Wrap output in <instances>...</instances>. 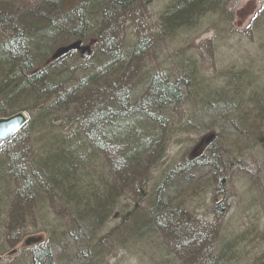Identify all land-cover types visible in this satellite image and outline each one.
Wrapping results in <instances>:
<instances>
[{
  "label": "rangeland",
  "instance_id": "374dc122",
  "mask_svg": "<svg viewBox=\"0 0 264 264\" xmlns=\"http://www.w3.org/2000/svg\"><path fill=\"white\" fill-rule=\"evenodd\" d=\"M3 1L14 7L25 6L24 11L30 12L34 7H42L40 3L43 0ZM56 1L60 11H53L56 14L48 16L49 28L53 23L55 28L66 33L71 26L73 31V25L65 21L66 15L70 14L74 19V12L81 14L84 29L91 28L88 37L102 31L108 39L107 48L103 40L94 50L99 62L104 60L103 55L107 52H112L114 57L110 59L117 62L116 54H121L119 58L131 54L136 41L142 40L134 59L126 58V62H132L131 65L119 75L124 80L121 76L128 74L125 86L141 83L138 96L144 93L143 88L153 78L170 85L179 83L182 98L179 104L169 106L171 111L174 107L172 119L176 133L169 138L161 156L158 154L164 143L162 139L160 142L155 140L151 148L143 153V156L153 157L152 163L146 167L147 173H141L134 183L121 186L118 191L128 196L129 208L137 209L136 216L151 219L146 212V207L151 205L150 200L146 201L149 195L156 197L153 204L157 205L159 212L170 211L166 216L168 220L162 226L155 231L145 230L147 234L141 233L136 237L130 233L132 220L127 221L124 229L120 227L119 220L110 216L104 227L92 230L90 235L85 232L77 234L79 239L88 236L85 244L93 246L87 249L83 244L82 250L76 245L77 239L74 245L70 238L60 239V228L68 237L74 235L68 232L70 226L67 225L66 208L50 209L45 219L47 227L41 224L38 229L43 232L30 231L27 223L21 227L11 225L8 213L7 219L0 216V226L5 224L0 228V264H29V252L33 248L21 250L20 244L33 235H44L41 248L52 242L53 264H190L188 261L193 262L192 256H195L193 250L197 249L196 242L190 239L192 237L202 239L215 254L217 259L214 264H264V128L254 129L255 134L251 133L252 114H256L259 121L264 112V0L221 2L216 12L209 13L198 23L168 34L163 31L161 14L174 0H144L145 4L136 1L141 4L140 8L129 13H125V9H116L111 14L115 23L111 24L113 33L110 36L101 23L90 24L96 15L90 10V5H83L84 0ZM97 6L101 10L103 4ZM44 26L41 25L43 29ZM53 43L50 37L47 45H40L48 48L50 53L54 49ZM87 66L89 62L74 65L72 58H68L60 63V70L74 71L78 74L77 79H81L83 74L80 71ZM235 77L241 79L235 81ZM228 84L239 89L243 86L248 88V92L243 90L245 96L240 98V102L234 100L233 108L230 107L232 110L218 114L216 109H209L208 106L213 93L227 89ZM23 100L26 101L21 104L22 108H26L28 100ZM202 101L206 106L202 105ZM21 105L17 103L6 111L16 112L19 110L17 106ZM251 106H261L263 111L256 109L254 113L250 112L248 118L245 110ZM176 121L181 122L180 125ZM239 124L245 127L241 128ZM210 131L216 133L218 139L199 162H216L217 165L218 161H222V169L215 165L188 169V154L196 142ZM212 152L216 153L209 155ZM195 154L197 158L201 152ZM108 157L113 162L117 155L112 153ZM3 158L5 150L0 151V161ZM143 161L147 162V159ZM103 163L106 167L103 174L112 183L110 177L116 176L123 167H113L105 159ZM101 179L98 177L95 180L97 186L102 185ZM8 231L12 233L11 239ZM129 234L133 240L128 242L126 236ZM107 236H111L108 244L113 242V248L110 251L111 245L97 248L95 245L99 240ZM174 242L177 245L173 250L171 246ZM213 242L214 246H210ZM54 245L60 248L54 249ZM13 249L17 250V254L9 256ZM77 253L80 255L76 256Z\"/></svg>",
  "mask_w": 264,
  "mask_h": 264
},
{
  "label": "trees",
  "instance_id": "16d2710c",
  "mask_svg": "<svg viewBox=\"0 0 264 264\" xmlns=\"http://www.w3.org/2000/svg\"><path fill=\"white\" fill-rule=\"evenodd\" d=\"M136 1L145 4L144 0H135V2ZM227 1L228 0H174L161 14L163 31L168 34L173 30L178 32L182 29H188L194 23H198L199 20L201 21L203 17L207 16L209 13L216 12L221 2L225 4ZM40 4L42 7L37 6V8H33L31 12L19 13L14 12L10 5L3 3V6L7 7L20 23L27 22L31 25V29H27L25 33L23 32L16 37L10 29H5L6 25L2 22L5 21V18H0V93H2L0 98H6L7 100H16V98H19L22 101L19 105H23L26 101L23 99L26 98L28 100L26 102L28 106L26 108H22V105L17 106L19 107L18 111L37 110V115L33 120V124L32 122H28L26 128L19 135L18 141L8 143L6 145L8 148L5 149L4 147V149L5 153L12 148L14 152H18L20 149H23V146L14 147L28 137V139H34L32 147L38 151V154L39 152L44 153L50 149L55 150L57 154L56 157L50 159L43 158L41 155L40 157L37 155L33 156L28 162H22V166L18 167L16 173L9 168L6 158L0 161V209L2 211L0 212V216H5L4 219H7L6 216L9 213L12 222L11 225L14 224L17 227H21L22 224L27 223L30 231H38L41 224L47 227L48 224H45V219H47L48 214H50L49 211L51 208H58L59 206L60 208L64 207V209L66 208L68 216L66 219L70 226L68 232L70 235L72 233H74V235L68 237L66 232L62 231L63 229L60 228L58 230V232L61 233L60 239L68 240L70 238L69 241L72 245L75 244V240L77 239L76 245L79 246V250L83 249L81 247L83 244L88 247L87 249H90L93 248V246L85 244L87 243L85 239L89 237L86 236L79 239L78 235L83 232L90 235L92 230L96 231L102 225L104 227V223L109 219L115 207L118 206L117 202L110 203V201L117 193H120L118 192L120 191V187L131 185L134 183V179L142 175L141 173H147L146 167L148 164L152 163L153 157L143 156V153L151 148L155 140L160 142L162 139L164 145L160 148L158 156L163 154L169 138L176 133L175 123L172 119L174 107L171 111L169 110V106L179 104L182 97L179 92V83L170 85L166 81L151 79L148 86L143 88L144 93L136 100L133 94L129 95L128 86L124 85L126 84L125 81L127 80L126 77L128 74L125 73L121 76L125 78L124 80H121L119 75L121 72L126 71L128 65L130 66L132 63L130 61L126 62V58L132 61L133 56L140 51V47H135L131 54L127 53V51V56L124 55L122 58H119L121 55L120 53L116 54L118 57L117 62H115L114 59H110V57H114V55L108 53L104 54V60L99 62L95 57L94 49L102 44L103 40L106 41L105 45L108 43V39L106 36L102 35V31H97L95 35L88 37L87 33L91 31V28L84 29L81 23L83 18L78 12H74V19L70 14L66 15V23L74 27L73 31L71 30L72 26L70 27L69 32L71 33H66L65 31L55 28L53 23L49 28L50 20H48V16L50 13L52 15L56 14L52 13L53 11H58L57 13H59L60 8L56 6V4L59 5V3L56 0H43ZM102 4L101 13L95 14L98 18L106 17V14H110V12L116 9H124L127 5L124 0H84L83 2L84 6L90 5V7L96 8H99L97 5L101 6ZM92 23L96 25L101 23L102 27L105 28L104 31H106L109 36L113 33V29L107 27L104 21L93 18L92 21H90V24ZM41 25L42 27L45 25L44 29ZM50 37H52V41H54V49L64 46L76 39L87 42L93 39L96 40L97 43L94 46L90 58L85 62L81 61L76 54L73 56L66 55L56 62H48L51 52L49 53L47 50L48 48L41 47L40 44L47 45ZM68 58H72L74 65L89 62V66L80 71L83 74L81 79H77L78 74L74 71L60 70V63ZM118 63L119 65H117ZM45 78L49 80V84L42 83ZM234 79L235 81H239L241 77L238 79L235 77ZM117 82H119V84H117ZM119 85H122V87ZM133 85L136 86V84ZM47 86L52 90L51 95L45 91L48 88ZM28 89H32L33 93ZM228 90L229 93L227 97H225V92ZM243 90H247L248 92V88L241 86L239 89L235 85L228 84L227 89L213 93L214 95L210 100L208 108L216 109L218 114L224 110H232L231 108H233L232 103H234V100L238 99L240 102V98L245 96ZM45 93H48L53 100L56 99L55 102L57 103L54 104L55 107L53 109L74 108L78 104L75 111L76 115L74 122H76V124L80 122L81 126L77 131L82 130L84 126L86 129V125H88L89 131L93 137H97L96 140L100 137L105 142L95 141V143L92 144L90 140L83 141L82 137L68 139L61 136L62 129L60 128H65L68 131H76V128H74L73 122H71V124L66 123V127H68L66 128L62 127V124L65 123L59 124V122L54 120H52V122L47 121L49 116L54 115V110L47 106L49 102L45 99ZM39 94L45 96H43V98L41 97V99L36 98V95L38 96ZM50 102H52V100ZM202 105L206 106L204 101H202ZM256 109L263 111L261 106H251V108L245 110L246 112L249 111L246 115L249 117L250 112L254 113ZM12 111L14 110L6 111L5 109L0 113V118H5L14 114L15 112ZM46 113L48 115H46ZM91 116H95L93 121L89 120ZM253 116L256 117V114H253ZM139 117H142L143 120L141 121ZM163 118L166 123L163 122ZM179 120L181 121L180 118ZM254 121H256V119H254ZM176 123L180 125L181 122L179 123V121H176ZM256 123L259 124L256 128L257 130L264 128V112L261 114L259 122ZM239 125L241 128L245 127L244 124ZM184 127H187V123H185ZM210 132L214 133L213 131ZM251 133L255 134L254 130H251ZM217 139L218 137L215 133V140L206 148L205 154L214 146ZM120 140L124 142L118 144L117 142H121ZM106 143L119 145V148L122 149L121 153L123 154L121 158L123 161H121V163L124 164V166H122L123 170L116 176L110 177L114 179L118 177L117 180H114L115 182L109 183V177L104 175L102 176L103 179H101L102 185L97 186L96 181L92 183L93 180H91L87 172H82V169L83 166H86L85 164L89 165V163L96 162L94 158L101 153L100 151ZM80 151L86 152L85 158L82 157L86 163L77 168L81 163L80 161L83 160L77 159H80L78 155ZM223 152H220L221 155H223ZM25 153L20 156L25 155ZM214 153L216 152L209 153V155ZM29 154L31 156L34 155L30 151ZM20 156L16 155V157ZM204 157L206 156L201 157V159L198 158L197 160L188 161L189 159L187 156L188 160L186 161L188 169H193L201 165H208L209 167L215 165V167L219 166L222 169V161H218L217 165L216 162H209L207 164L199 162ZM145 158L147 162L143 161ZM54 166H57V169L53 171L56 175L53 172H51L52 174L47 173V170H51ZM212 168L215 169L214 167ZM5 173L6 176L4 175ZM82 178L89 182V186L90 184L94 186L95 191L93 194L89 186V188H87L82 184ZM80 185L85 188H82ZM96 194L99 196H96ZM82 200L83 203H81ZM79 205L82 206L78 208ZM70 206H72V209ZM156 206L157 205L153 203L150 205L152 210L153 208L159 210ZM129 211V215L123 217L122 221H120L121 228L124 227V229H126L127 221L131 220L130 215H132V213L131 210ZM168 212L163 213L158 211L155 214L152 211L153 214L159 216L148 220L147 224L151 231H155L154 229L162 226L164 221L168 220L166 217L169 214ZM10 220L8 219L9 222ZM4 225L5 224H2L0 228ZM133 227H135V225H133ZM43 230L45 231L44 228ZM11 231H8V233L11 234ZM122 235H124V233H122ZM108 238L110 239L111 236L102 238L95 246L100 248L103 245H111L110 251L113 248V242L109 245ZM126 238L128 242L133 240L130 234L126 236ZM81 240L84 242H81ZM192 241L196 242L195 248H197L193 250V255L195 256H192V264H214L217 258L215 254L211 253L210 248L207 247V245L205 246V242L200 238ZM51 243L52 242L45 246V248L39 246L30 251L29 264H53L54 260L51 251L53 245ZM176 245L177 243L175 244V242L172 244L171 247H173V250L176 248ZM209 245L214 246V242ZM56 248L59 249V245H54V249ZM75 255L78 256L80 254L77 253ZM75 255L74 257L78 258Z\"/></svg>",
  "mask_w": 264,
  "mask_h": 264
},
{
  "label": "bare ground",
  "instance_id": "6f19581e",
  "mask_svg": "<svg viewBox=\"0 0 264 264\" xmlns=\"http://www.w3.org/2000/svg\"><path fill=\"white\" fill-rule=\"evenodd\" d=\"M124 2H125V4H127L126 5V7H124V9H125V13H129V11H131V10H136V9H138V8H140L141 7V4L140 3H137V2H135V0H124ZM3 3H5L3 0H0V18L1 17H3V18H5V21H2L6 26V28L5 29H7L8 28V30L10 29L11 31H12V33H13V35L14 36H18V35H20V34H22L23 32L25 33L26 31H27V29L29 30V29H31V25H29L27 22H24V23H20L19 22V20L17 19V18H15L14 16V14H12L10 11H9V9H7V7H4L3 6ZM137 3V4H136ZM140 6H139V5ZM90 8V10L91 11H93L94 12V14H96V13H101V10H99V9H97L96 7H89ZM132 8V9H131ZM124 9H122V11L124 10ZM129 9V10H128ZM114 12L115 11H113V12H110V14H106L105 16L106 17H95V18H97L98 20H101V21H104V23H105V25L107 26V27H111V26H113V25H111V24H114L115 22L113 21V19L115 18V17H113V15H111V14H114ZM104 14V13H103ZM142 42V40H140V41H136V46L135 47H141L140 46V43ZM108 47V43H106V45H105V48H107ZM139 49V48H138ZM107 51L105 50V53H106ZM108 54H112V52H107ZM155 77H157V76H155ZM154 80H158V81H160L158 78H153ZM42 83H44V84H49L50 82H49V80L48 79H43V81H42ZM171 85H173V83L171 84ZM48 87V86H47ZM29 91H31L32 92V89H28ZM141 89H140V84H136V86L135 85H129L128 86V91H129V95L130 94H133V96L136 98V100H138L139 99V97H141V96H138V95H140L138 92L140 91ZM46 92H48L50 95H51V89H50V87H48L46 90H45ZM33 93V92H32ZM48 93H45V95H46V101H48L49 103L47 104V106L50 108V109H52V110H54V115H51V116H49V118H47L48 119V122L50 121V122H52V120H54V121H56V122H59V124H62V123H65V124H62L63 126L62 127H66L67 125H66V123H68V124H71V122H73V124H74V128H76V131H68L67 129H65V128H60V129H62L61 130V136H64L65 138H73V139H76L77 137H82V140L83 141H87V140H90V142L92 143V144H94L95 143V141H97V142H105L103 139H101L100 137L96 140V138L95 137H93V135L90 133V131H89V128H88V125H86V129H85V126H84V128H82V130H80V131H77L78 130V128L81 126L80 125V122H78V124H76V122H74V120H75V111H76V108L78 107V104L74 107V108H56V109H53L55 106H54V104L55 103H57V102H55V100L56 99H52L50 96H49V94ZM229 93V90L228 91H226L225 92V97H227V94ZM1 95H2V93H0V97H1ZM34 95H35V93H34ZM45 95H41V94H39L38 96L36 95V98H40L41 99V97L43 98V96H45ZM4 96V95H3ZM52 100V102H50ZM22 101L19 99V98H16V100H7L6 98L5 99H2V98H0V113L1 112H3L5 109H8V108H10V107H15V105L17 104V103H21ZM6 106V107H5ZM4 109V110H3ZM251 111V110H250ZM36 112H37V110L36 111H31V110H29V113H27V111H16L14 114H12V115H10V116H8L9 118L10 117H12V116H15V115H17V114H23L24 115V117H25V119H26V123L25 124H23V125H20V128L21 129H19L12 137H11V139L9 140V143L10 142H17L18 140V138H19V135L21 134V132L26 128V126L28 125V122H32V124H33V120H34V118H35V116L37 115L36 114ZM247 114L249 113V111L248 112H246ZM26 114H28V115H26ZM50 114V113H49ZM46 115H48L47 113H46ZM253 115V114H252ZM251 116V115H250ZM249 116V117H250ZM248 117V116H247ZM248 117V118H249ZM94 118H95V116H91L90 118H89V120L90 121H93L94 120ZM139 119L142 121L143 119H142V117H139ZM254 119H256V121H254ZM256 122H259L258 121V119L256 118V117H253V121H252V126H253V130L254 129H256L258 126H259V124H257ZM91 123V122H90ZM71 127V126H70ZM66 128H68V127H66ZM73 128V129H74ZM86 131H85V130ZM71 130V129H70ZM34 139H28V137L25 139V140H22L21 142H19V144L17 145V146H15L14 148H16V147H18V146H23V149L21 150L20 149V151H18V152H14V150H12V149H10V150H8L6 153H5V158H6V160H7V162H8V164H9V168L11 169V170H13L15 173L18 171L17 169H18V167H20V166H22V162L24 163L25 161H29L33 156H39L40 157V155H41V157H43V158H46V159H50V158H54V157H56V152H55V150H52V149H50V150H47V151H45L44 153L43 152H39V154H38V151L37 150H35L32 146H33V143H34V141H33ZM123 140V139H122ZM122 140H120L121 142H117L118 144H122L124 141H122ZM125 144V143H124ZM8 147L5 145V149H7ZM29 151L31 152V153H33L34 155H30L29 154ZM121 151H122V149H120L119 148V145H116V144H110V143H106L104 146H103V148H102V150L100 151L101 153L98 155V156H96V158H94V160L96 161V162H93V163H89V165L88 164H85L86 163V161L84 160V158H85V155H86V152H83V151H80L79 152V157H80V159L79 158H77L78 160H81V159H83V160H81L80 162V164L77 166V168H79V166H82L83 164H85L86 166H83V169H82V172H87L88 173V175L90 176V178H91V180H93L92 181V183H94V181L95 180H97L98 179V177H100V178H102V176H104V174H103V172H104V169H106V167L105 166H103L104 165V163H103V159H105L108 163H109V165H111V166H113V167H120V166H124V164H122L121 163V161H123V160H121V158H122V153H121ZM26 152V153H25ZM98 152V151H97ZM96 152V153H97ZM134 152V151H133ZM25 153V155H23V156H20L21 154H24ZM112 153H115L116 155H117V158L115 159L116 161H113V162H111V160L109 159V157H108V155L109 154H112ZM16 155H18V156H20V157H16ZM82 157H84V158H82ZM23 158V159H22ZM120 160V161H119ZM83 161V162H82ZM19 162V163H18ZM21 162V163H20ZM103 164V165H102ZM25 165H26V163H25ZM27 165H28V163H27ZM57 169V166H54V167H52L51 168V170H47V173H51V172H53V171H55ZM55 175H56V173L55 172H53ZM52 174V173H51ZM5 176H6V173L4 174ZM54 175V176H55ZM118 178V177H117ZM117 178H115V179H110V182L112 181V183L113 182H115L114 180H117ZM81 182H82V184L85 186V187H87V188H89L90 187V191L92 192V194L94 193V191H95V188H94V186L92 185V184H90V186H89V182H87L85 179H83L82 178V180H81ZM82 188H85L84 186H82V185H80ZM89 186V187H88ZM132 195V194H131ZM141 196V195H140ZM145 195H143V197H144ZM142 197V196H141ZM145 198V197H144ZM144 198H143V200H144ZM148 200H150V204L151 203H153L155 200H156V197H151V196H149V199H147L146 201H148ZM118 203V206L117 207H115V209L112 211V214L110 215L111 216V218H113V219H117V220H119V221H122V219H123V217H125V216H128L129 215V213H130V211L129 210H131V213H132V215H130V219L132 220V224L133 225H135V227H131L132 228V230H131V234L133 233V235L134 236H139L141 233H144V234H147L146 232H145V230H148V229H150V227L148 226V224H147V222H148V220H149V218H145V217H139V216H136V214L138 213L137 212V209H135V208H129V204H128V202H129V199H128V196H126L125 194H123V193H117L116 194V196H114V198L110 201V203ZM53 209H56V208H53ZM146 212H147V215L148 216H150L151 217V219H154L155 217H158L159 215H155L156 214V212H158V210L157 209H154L153 208V210H152V207H149V208H147L146 207ZM78 210V209H77ZM152 211H153V213H155V214H153L152 213ZM163 214V213H162ZM67 225H68V222H67ZM7 231V230H6ZM10 234V233H9ZM12 233L9 235V239H11L12 238ZM191 240H195V238H190ZM189 239V240H190ZM197 240V239H196ZM190 264H192V260L190 261H188ZM36 264H38V263H36Z\"/></svg>",
  "mask_w": 264,
  "mask_h": 264
},
{
  "label": "water",
  "instance_id": "95a60500",
  "mask_svg": "<svg viewBox=\"0 0 264 264\" xmlns=\"http://www.w3.org/2000/svg\"><path fill=\"white\" fill-rule=\"evenodd\" d=\"M93 45V41H89V43L85 46H81L80 41L73 42L65 47H61L57 49L51 56L50 60L54 61L71 51H77L82 59H87L90 54V47ZM26 123V119L23 114H17L7 119H0V144L6 143L11 139V137L19 130L20 125ZM214 138L213 135H209L204 138L199 146L207 145ZM42 242V237H29L26 238L23 242L24 247H29L31 245H36Z\"/></svg>",
  "mask_w": 264,
  "mask_h": 264
}]
</instances>
